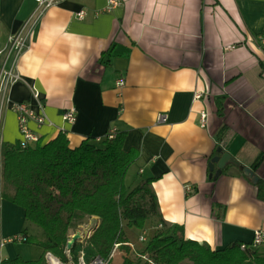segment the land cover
<instances>
[{
    "label": "crops",
    "instance_id": "crops-1",
    "mask_svg": "<svg viewBox=\"0 0 264 264\" xmlns=\"http://www.w3.org/2000/svg\"><path fill=\"white\" fill-rule=\"evenodd\" d=\"M109 1L55 0L47 9L19 58L21 78L3 100L0 146L21 139L18 102L46 115L43 125L29 121L42 143L61 131L72 146L87 136L102 141L112 128L126 131L124 148L140 152L126 181L135 186L150 178L167 222L213 248L253 243L257 231L264 233L258 182L234 164L214 179L209 163L221 144L264 181V0H118L111 9ZM38 5L0 0L3 46ZM81 10L84 18L78 17ZM73 106L77 119L70 123L63 114ZM160 114L166 121L158 120ZM13 192L0 184V240L21 229L29 238L41 237L43 231L24 228L29 221L24 208L10 200ZM15 215L16 225L9 222ZM98 220L86 217L72 234H81L80 264L96 257L82 243ZM129 243L132 257L142 256ZM88 253L93 259L85 262ZM124 254L117 247L114 264ZM10 255L0 248L1 259L17 257ZM46 257L49 264H65L51 252Z\"/></svg>",
    "mask_w": 264,
    "mask_h": 264
},
{
    "label": "trees",
    "instance_id": "trees-1",
    "mask_svg": "<svg viewBox=\"0 0 264 264\" xmlns=\"http://www.w3.org/2000/svg\"><path fill=\"white\" fill-rule=\"evenodd\" d=\"M219 108L223 115L221 104ZM225 129L219 133L221 140ZM126 135V131L117 129L111 138L106 136L101 141L87 136L78 146H72L67 133L61 131L46 143L27 147L1 143L0 184L13 187L10 200L22 206L27 220L42 229L41 237L29 238L27 229L23 232L25 241L38 245L43 253L37 259L20 255L3 258L0 264H49L48 252L65 264H80L79 240L71 249L68 243L70 235L90 216L99 220L82 244L104 264H113L117 247L125 251L118 264H264V252L254 242L238 240L213 248L187 238L184 226L167 222L150 178L135 186L127 184L128 170L140 152L135 147L124 148ZM219 147L221 144L214 155L222 154ZM257 185L264 198V181L259 179ZM149 218L157 219V228L142 256L135 259L126 227L144 228Z\"/></svg>",
    "mask_w": 264,
    "mask_h": 264
},
{
    "label": "built area",
    "instance_id": "built-area-1",
    "mask_svg": "<svg viewBox=\"0 0 264 264\" xmlns=\"http://www.w3.org/2000/svg\"><path fill=\"white\" fill-rule=\"evenodd\" d=\"M55 0H38V6L29 19L24 23L21 31L15 35L9 37L7 45H2L0 42V126H1V109L3 100L9 90V88L18 82L21 78L20 74L17 72V66L19 58L30 46L31 40L37 31L40 20L47 9L54 3ZM109 9L113 8L119 2L118 0H110ZM85 11L81 10L78 12L79 18H84ZM14 109L18 112L19 126L21 132V139L19 144L22 147H27L31 144L39 142V135L34 132L29 126V121H35L38 125H43L47 123V117L44 113L32 111L30 105L27 102H18L14 105ZM63 117L66 121L73 123L77 119V109L75 106L67 109ZM204 122L206 121V115L203 114ZM160 122L166 121V115L160 114L158 116ZM117 128H112L108 132V137L115 136ZM188 193L193 191V187L188 185ZM27 237L24 235H15L9 239L0 240V248L4 246L6 242L11 241H25ZM141 240L145 241L146 238L141 236ZM264 243V233L263 231H257L254 238V244L259 245ZM1 260V258H0ZM90 264H104V261L100 257H95Z\"/></svg>",
    "mask_w": 264,
    "mask_h": 264
},
{
    "label": "rangeland",
    "instance_id": "rangeland-1",
    "mask_svg": "<svg viewBox=\"0 0 264 264\" xmlns=\"http://www.w3.org/2000/svg\"><path fill=\"white\" fill-rule=\"evenodd\" d=\"M127 184L130 186L131 183L129 182V180L127 181ZM1 215H2V209H1V199H0V222L2 221ZM3 218H4V216H3ZM10 221L12 223H14V225H16L17 224V216L15 215L12 219H9V222ZM154 221H155L154 218H149L146 221L144 228L126 227L127 228L126 232L128 233L131 242L134 244V250H135L136 254H141L143 252V250L145 249V247L147 246L150 239L153 237L154 232H155ZM25 227H28L29 231L31 233H35L37 231H39V232L42 231V229L40 227H38L34 224H31L29 222L26 223L24 228ZM21 230H19L16 233L11 234L10 238L15 236V235H21ZM77 231H78V229H77ZM144 231L146 232V238H147V240L145 242L140 240V236L144 234ZM70 239H72V234L70 235ZM259 248H260V251L264 252V244L260 245ZM20 249H24L23 252H25V250L31 251V252H33V255H31V256H36V257H33V258H28L26 256L24 257V255H23V253H21L22 251H20ZM1 250L3 253H6V254H8V252H11V255H10L11 257L22 255V257L25 259H37L41 256V254H39V251H41V248H39L37 245H35L31 242H24V241H18V240L17 241H11L8 243L6 242L4 244V246L1 247ZM92 256H93V253L85 254L84 255L85 262H88L91 259H93ZM116 260L117 259L115 258L114 262H116ZM114 262H113V264H114Z\"/></svg>",
    "mask_w": 264,
    "mask_h": 264
},
{
    "label": "water",
    "instance_id": "water-1",
    "mask_svg": "<svg viewBox=\"0 0 264 264\" xmlns=\"http://www.w3.org/2000/svg\"><path fill=\"white\" fill-rule=\"evenodd\" d=\"M222 154L214 156L210 163V177H213L214 179H217L221 174L224 168L228 164H234L235 166H238L241 171L244 172L246 176H248L254 183H257L259 181V176L255 174L254 170L251 167L243 165L240 161L236 159L231 153L224 151V149L219 147L218 149ZM217 167L216 171L215 168ZM81 237L80 233H76L72 239L68 243V249H71L73 244Z\"/></svg>",
    "mask_w": 264,
    "mask_h": 264
},
{
    "label": "bare ground",
    "instance_id": "bare-ground-1",
    "mask_svg": "<svg viewBox=\"0 0 264 264\" xmlns=\"http://www.w3.org/2000/svg\"><path fill=\"white\" fill-rule=\"evenodd\" d=\"M57 264V262H55Z\"/></svg>",
    "mask_w": 264,
    "mask_h": 264
}]
</instances>
